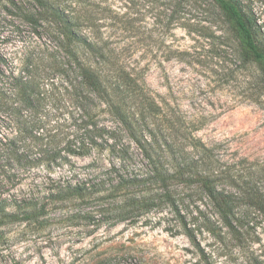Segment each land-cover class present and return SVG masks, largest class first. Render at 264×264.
<instances>
[{
    "label": "rangeland",
    "instance_id": "374dc122",
    "mask_svg": "<svg viewBox=\"0 0 264 264\" xmlns=\"http://www.w3.org/2000/svg\"><path fill=\"white\" fill-rule=\"evenodd\" d=\"M56 1L76 4L82 14L88 12L94 18L93 30L112 48L117 63L144 81L167 118L178 120L180 148L193 163L184 177L171 182L169 190L187 230L167 203L135 219L98 225L85 218L88 207L49 206L40 224L0 228V264L264 261V215L255 204H264V82L253 63L242 61L235 34L218 8L211 0H184L181 4L180 0ZM239 1L254 18L258 39L264 44V0ZM30 55L44 61L35 73L43 100L35 111L23 109L22 125L0 115V142L12 140L18 129H29L37 121L39 132L45 134L43 142L60 149L81 132L76 89H70L61 74L53 77V87L43 78L50 72L45 63L53 57L64 61V55L46 34H34L0 0V57L4 59L0 62V92L9 95L11 75L19 74ZM94 114L98 126L113 127L102 108H96ZM3 143L0 193L5 197L28 195L34 188L43 190L70 177L74 169L80 174L92 172L93 154L69 156L72 170L68 163L46 168L37 161V152L27 139L20 148L25 156L21 167L6 162ZM98 150L102 162L96 170L103 171L109 165L108 149L101 146ZM132 163L142 167L138 155ZM211 170L217 173L210 182H215L219 197L231 196L227 205L208 197ZM245 191L254 193L257 200L242 198ZM222 210L240 219L236 235L221 221Z\"/></svg>",
    "mask_w": 264,
    "mask_h": 264
},
{
    "label": "trees",
    "instance_id": "16d2710c",
    "mask_svg": "<svg viewBox=\"0 0 264 264\" xmlns=\"http://www.w3.org/2000/svg\"><path fill=\"white\" fill-rule=\"evenodd\" d=\"M3 1L34 34H46L64 55V61L53 57L45 63L50 72L43 78L53 87V77L61 74L70 89H76L81 131L59 149L49 141L43 142L45 134L39 132L41 128L33 121L29 129H18V135L12 140L4 138V143L0 142L6 162L24 167L25 156L20 148L27 139L37 152V161L45 163L46 168L68 163L72 170L69 156L93 154V159L92 172L80 174L74 169L70 177L43 190L34 188L28 195L7 197L0 193V228L15 223L40 224V217L49 206L88 207L83 212L85 218L98 225L135 219L167 203L187 230L185 217L177 209L175 197L169 190L171 182L184 177L193 163L189 153L187 157L186 151L180 148L178 120L167 118L144 81L139 76L132 77L130 70L117 63L112 48L93 30L94 18L88 12L82 14L76 4L61 5L56 0ZM181 1L184 0H180V4ZM211 1L234 32L242 61L253 63L264 82V44L258 39L254 18L243 10L239 0ZM0 62H4L2 57ZM43 62L33 55L27 56L19 74L11 75L12 91L8 96L0 92L4 100L0 101V115L9 116L16 125L23 124V109L35 111L43 100V88L35 75ZM96 108L108 114L113 127L98 126L94 121ZM101 146L108 149L109 155L108 168L103 171L96 170L102 162V151L98 150ZM135 155L140 157L141 168L133 167ZM216 175V171H210L208 197L218 200V205H227L232 201L231 196L219 197L215 182H210ZM246 194L245 191L240 196L257 200L254 193ZM255 204L261 208L263 216L264 204L258 201ZM220 218L230 233H238L241 221L231 211L222 210ZM254 264H264V261L255 259Z\"/></svg>",
    "mask_w": 264,
    "mask_h": 264
}]
</instances>
